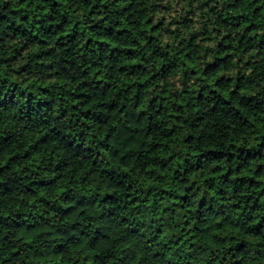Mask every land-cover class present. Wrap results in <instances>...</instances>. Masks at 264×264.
Wrapping results in <instances>:
<instances>
[{
  "label": "clouds",
  "instance_id": "obj_1",
  "mask_svg": "<svg viewBox=\"0 0 264 264\" xmlns=\"http://www.w3.org/2000/svg\"><path fill=\"white\" fill-rule=\"evenodd\" d=\"M0 264H264V0H0Z\"/></svg>",
  "mask_w": 264,
  "mask_h": 264
}]
</instances>
